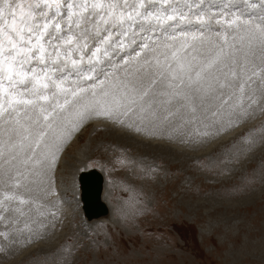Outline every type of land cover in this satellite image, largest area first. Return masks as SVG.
Instances as JSON below:
<instances>
[{
    "label": "rangeland",
    "instance_id": "rangeland-1",
    "mask_svg": "<svg viewBox=\"0 0 264 264\" xmlns=\"http://www.w3.org/2000/svg\"><path fill=\"white\" fill-rule=\"evenodd\" d=\"M23 2L33 5L36 23L50 25L46 62L33 59L24 68L48 70L51 79L35 94L30 78L17 85L35 104L0 114V264H264V122L258 133L241 129L221 141L264 109L239 107L243 97L254 98L244 87L255 79V93L264 95V72L255 77L247 65H262L264 0ZM109 5L116 6L112 17ZM70 36L73 43L65 44ZM57 47L61 59L53 64L47 57ZM69 50L76 67L64 58ZM242 79L245 93L235 100ZM53 80L87 91L57 109L45 129L40 108L51 112L65 99ZM93 91L109 102L135 100L123 124L95 115L76 120ZM41 130L48 135L36 148ZM91 168L104 175L109 213L86 221L76 175Z\"/></svg>",
    "mask_w": 264,
    "mask_h": 264
},
{
    "label": "snow or ice",
    "instance_id": "snow-or-ice-1",
    "mask_svg": "<svg viewBox=\"0 0 264 264\" xmlns=\"http://www.w3.org/2000/svg\"><path fill=\"white\" fill-rule=\"evenodd\" d=\"M45 3L48 4V0H45ZM53 3L56 4V7H59V0H53ZM39 7V4L35 5ZM51 6V5H49ZM88 5H84V10H87ZM93 9H104L102 3H94L91 5ZM33 5L29 4L25 7L23 0L15 4L11 3V0H0V114L12 109L16 111L15 105H34L35 100L33 99H24L23 93L16 91L17 85L25 84L26 81L31 79L32 88L31 91L33 94L37 93L39 88L47 89L49 84L44 82L51 79L49 76L48 70H43V74L40 75L37 73L35 68L25 70L24 66L30 63L33 59L38 60L41 64L46 62V52L47 49L43 43L44 37L48 32L49 23L44 22L42 25L36 23V14L32 10ZM116 14V6L109 5L107 8V16L112 17ZM125 13L120 12L119 18L123 19ZM128 18L131 19V13H128ZM100 21L105 24L108 22L104 15H100ZM247 23L246 21L244 22ZM231 24H237L236 20H233ZM79 27V24L77 25ZM60 25L57 23L55 28L57 31L60 30ZM261 43L264 44V29H260ZM73 37H68L64 41L65 44H72ZM243 40V37H240ZM225 43H227V37H224ZM251 43V39L249 40ZM80 45H77V48H80ZM83 47H87V44H84ZM100 51L99 48L92 53L93 56ZM175 56V53L173 54ZM72 51L69 50L65 55V60H70L71 65L76 67L79 63L76 59H71ZM48 59L52 61L53 64H56L61 59V53L59 48H55L52 53L48 54ZM83 59V57H81ZM216 61L213 60L208 64V67H211ZM183 67V66H181ZM235 73H233L234 75ZM200 73L197 72V77L199 78ZM91 79V77H88ZM5 81H7V86H5ZM55 85L57 92L65 94V99L63 103L59 100H56L55 104L52 106L51 112H46L44 108H40V112L43 115V120L45 122L44 128L51 129L52 123L50 122V117L55 119L54 113L59 109L61 112L66 109V107L72 103L77 97L81 96V93L87 91V89H68L63 87V81H52ZM103 83V82H101ZM243 91V87H241ZM56 93H53L55 96ZM71 96L72 99H69L68 96ZM107 93H104V96H107ZM143 95H147L145 92ZM93 99L81 107L77 108L74 115L77 121H83L85 118L95 116H104L108 119L114 120L116 123L123 124L124 120L121 119L122 116H126L130 111H132L131 104L135 103V100H132L130 104H125L123 101L113 98L111 102L104 99H96V93H92ZM41 100L48 101V95H41L38 97ZM142 99V97H141ZM67 119V118H65ZM78 127L77 124L73 125V131ZM140 131L139 128L136 129ZM70 134V133H69ZM35 140L36 148H39L41 142L44 140V137L48 135V132L45 130L39 131ZM35 154V150H33ZM56 156L53 154L52 163L54 164ZM40 163V161H36ZM20 203H24L23 200ZM2 235V234H0Z\"/></svg>",
    "mask_w": 264,
    "mask_h": 264
},
{
    "label": "bare ground",
    "instance_id": "bare-ground-1",
    "mask_svg": "<svg viewBox=\"0 0 264 264\" xmlns=\"http://www.w3.org/2000/svg\"><path fill=\"white\" fill-rule=\"evenodd\" d=\"M222 33V32H221ZM190 51V50H189ZM262 50H261V54H262ZM264 53V52H263ZM261 58H262V56H261ZM194 59V58H193ZM260 60V59H259ZM193 61V60H192ZM216 61V60H215ZM182 63H184V62H182ZM181 63V64H182ZM193 63V62H192ZM259 63H262V65H258V62H253V63H249V64H247L248 66H249V68H250V70H251V72H252V74H253V76H255V77H258V76H260L261 75V73L262 72H264V54H263V58L260 60V62ZM202 64V63H201ZM177 65V64H176ZM183 66H184V64H182ZM193 65V64H192ZM204 65V64H203ZM186 67L187 66H189V65H185ZM178 67V66H177ZM204 67V66H203ZM212 67V66H211ZM185 68V67H184ZM192 68V67H191ZM201 68H202V66H201ZM228 68H229V65H228ZM186 69H188V68H186ZM212 69V68H211ZM244 69H245V67H244ZM174 70V69H173ZM202 70H204V69H202ZM201 70V71H202ZM191 70H189L188 71V73L190 72ZM184 72H185V70H184ZM183 73V72H182ZM187 73V72H186ZM191 74H192V72H191ZM207 74V73H206ZM243 75V74H242ZM121 77V76H120ZM189 79V78H188ZM262 80V79H261ZM257 81V79H255L254 81H251L252 83H254V84H256L257 83V85L259 84V82H256ZM190 82V81H189ZM211 82H212V80H211ZM191 83V82H190ZM190 83H189V85L187 86V84L188 83H185L186 84V86L188 87V90H190V89H192V88H190L189 89V86H190ZM184 84V85H185ZM194 85V84H193ZM193 85H191V86H193ZM256 85V86H257ZM198 86V85H197ZM203 86V85H202ZM202 86H201V89H202ZM256 86H254L253 88L251 87V86H249V85H246V87H244V81H243V79H242V81H241V85H240V89H241V87H244V88H252V90L250 89H248L247 90V92L251 95V97H252V93L254 92V98L252 97V98H242V96H243V94L245 93L244 91L245 90H243V91H241V92H239V93H237L235 96H234V98H235V100H239V99H241L242 98V100H240L239 102H240V104H239V107L240 106H247L246 108H250L251 106H254L255 104H264V95L261 93H259V94H256L255 93V91H256V89H257V87ZM196 87V86H195ZM186 88V87H185ZM198 88V87H197ZM187 89V88H186ZM194 89V88H193ZM193 89H192V92H193ZM200 89V88H199ZM181 91V90H180ZM198 91V90H197ZM204 91V90H203ZM175 92H179V91H176L175 90ZM185 92H186V90H185ZM190 92V91H189ZM191 92V93H192ZM196 92V91H195ZM180 93V92H179ZM179 93H178V95H179ZM184 93V92H183ZM188 93V92H187ZM199 93V92H198ZM201 93H202V91H201ZM203 93H205V92H203ZM182 94V93H181ZM180 94V95H181ZM179 95V96H180ZM182 95H185V94H182ZM202 95V94H201ZM204 95V94H203ZM223 95V94H222ZM205 96H206V93H205ZM208 96V95H207ZM260 98H259V97ZM182 98H183V96H181ZM225 97H227V96H225V94H224V98ZM228 97H231L230 95L228 96ZM210 99H212L211 97H209ZM223 98V97H222ZM259 98V101H261V103H259V102H257V99ZM181 99V98H180ZM184 99V98H183ZM215 98H213V100H214ZM219 101H220V99L219 98H217ZM217 99H215V100H217ZM233 99V98H232ZM254 99H255V101H254ZM214 100V101H215ZM223 100H225V99H223ZM185 101V100H184ZM221 101H222V99H221ZM217 102V101H216ZM222 103H223V101H222ZM227 103V102H226ZM189 103H187V105H188ZM228 104V103H227ZM219 105V104H218ZM221 105V104H220ZM225 106V105H224ZM223 107V106H222ZM227 107H228V105H227ZM221 108V107H220ZM240 108H242V107H240ZM254 107H252V109H253ZM222 109V108H221ZM228 109V108H227ZM230 109H232V108H230ZM230 109H228V110H230ZM245 109V108H244ZM254 109H256V110H259V107L258 108H254ZM239 110V109H238ZM218 111V110H217ZM216 111V112H217ZM35 112V111H34ZM236 112H237V110H236ZM257 113H259V112H256L255 113V115L253 116V117H249V118H246L245 120H243L242 122H239V123H237L236 124V126H234L233 127V129H228L227 130V132H225V133H223L224 135L221 137V141L222 140H224V139H226V138H231V136L233 135V134H236L239 130H241V129H247V130H254V129H258V131L256 132V133H258L262 128H260L261 127V125L263 124V122H264V109H262V111L260 112V114L258 115V116H256V114ZM33 114V113H32ZM31 114V115H32ZM60 114V113H59ZM235 114V113H234ZM216 115V114H215ZM236 115V114H235ZM27 116V115H26ZM217 117H218V115H216ZM216 117V118H217ZM215 118V117H214ZM221 118V117H220ZM29 119V118H28ZM128 122V121H127ZM12 125V124H11ZM10 125V126H11ZM255 125H257V126H255ZM255 126V127H254ZM254 127V128H253ZM40 128V127H39ZM10 132L12 133L13 132V130H10ZM8 134H10V133H8ZM36 134V133H35ZM60 134V133H59ZM11 136L12 135H14V132L12 133V134H10ZM10 135H9V137H5L6 139H10ZM62 135V134H61ZM16 136V134L14 135V137ZM36 136V135H35ZM12 138V137H11ZM5 139V140H6ZM27 140V139H26ZM261 139H259V141H260ZM9 140H7V142H8ZM28 141V140H27ZM33 141V140H32ZM10 142V141H9ZM29 142H31V141H29ZM29 142H27V143H29ZM13 143V142H12ZM3 144H4V142H3ZM2 144V145H3ZM24 144V143H23ZM30 144V143H29ZM31 145H32V143H31ZM6 146V145H5ZM175 148L176 147H178V146H174ZM21 151H22V149H21ZM21 157V156H20ZM3 160V159H2ZM7 163H9V162H7ZM16 163V162H15ZM30 163V162H29ZM11 164H14V163H12L11 162ZM13 166V165H12ZM14 167V166H13ZM32 170V169H31ZM30 170V171H31ZM29 171V172H30ZM15 172H16V170H15ZM31 172H33V173H36V172H34L33 170L31 171ZM31 176H32V174H30ZM30 175H29V177L28 178H30ZM1 176V175H0ZM35 177V176H34ZM7 178H8V176H7ZM32 178V177H31ZM31 180H33V178L31 179ZM7 181V180H6ZM6 184H7V182H5ZM13 184V183H12ZM33 184V183H32ZM30 185H31V183H30ZM32 186V185H31ZM29 187V186H28ZM105 193V191H103V194ZM105 199V198H104ZM111 208V207H110ZM14 210V209H13ZM11 212V211H10ZM10 212H9V214H10ZM7 215V214H6ZM5 217H7V216H5ZM104 218V217H103ZM106 218H108V216L106 217ZM100 219H102V217H100ZM15 220V219H14ZM86 220V219H85ZM93 220H95V219H93ZM87 221V220H86ZM90 223V222H89ZM12 225V224H11Z\"/></svg>",
    "mask_w": 264,
    "mask_h": 264
},
{
    "label": "water",
    "instance_id": "water-1",
    "mask_svg": "<svg viewBox=\"0 0 264 264\" xmlns=\"http://www.w3.org/2000/svg\"><path fill=\"white\" fill-rule=\"evenodd\" d=\"M103 175L96 169L82 171L78 175L82 209L87 220L99 218L108 213V207L102 200Z\"/></svg>",
    "mask_w": 264,
    "mask_h": 264
}]
</instances>
